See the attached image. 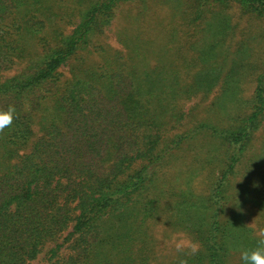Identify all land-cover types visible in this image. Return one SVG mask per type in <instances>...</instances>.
Returning a JSON list of instances; mask_svg holds the SVG:
<instances>
[{
  "label": "trees",
  "instance_id": "16d2710c",
  "mask_svg": "<svg viewBox=\"0 0 264 264\" xmlns=\"http://www.w3.org/2000/svg\"><path fill=\"white\" fill-rule=\"evenodd\" d=\"M128 1L0 0V109L16 110L13 124L0 131V264H32L42 253L44 264H162L150 223L163 217L199 244L171 264H245L242 252L264 239V157L254 163L257 175L235 179L264 121V62H246L238 47L228 71L223 75L221 62L220 73L213 72L216 57L229 61L239 30L228 11L264 23V0L164 2L189 18L187 37L203 39L195 52L199 72L187 79L164 59L169 49L162 46L154 61L138 51L142 31L129 59L106 55L87 65L82 52ZM206 31L214 37L204 44ZM185 43L193 46L184 39L173 55H183ZM19 63L25 65L5 75ZM67 64L71 76L64 77ZM247 76L255 79L248 110L227 112L230 99L244 101L239 83ZM220 83L222 99L212 106L226 122L194 115L182 130L187 112L179 101ZM200 134L215 138L223 154H194L201 167L218 158L208 189L188 181L164 188L163 170ZM254 209L257 228L249 224Z\"/></svg>",
  "mask_w": 264,
  "mask_h": 264
},
{
  "label": "rangeland",
  "instance_id": "374dc122",
  "mask_svg": "<svg viewBox=\"0 0 264 264\" xmlns=\"http://www.w3.org/2000/svg\"><path fill=\"white\" fill-rule=\"evenodd\" d=\"M152 1L160 3L154 4L151 2V0H131L122 3L117 8L115 17L111 24L106 26L104 33L96 38L94 43L89 46V49L82 52L87 59V65L103 63V56L106 55L113 56L120 60L129 59L130 57L128 53L131 52L132 48L134 52V47L136 46V40L133 38L139 34L138 32L142 31L143 37L141 38V44L147 40H150L153 43L146 44L147 47L140 44L138 48L139 52L143 53L149 51L148 55L151 60L154 61L158 56L157 52H159L163 46L164 48L169 49V51L167 50L165 52L166 55L164 59L169 63L173 62L175 64V68L178 70V73L181 77L187 79L188 77H193L198 74L199 67L196 65V63H199L201 57L196 56L195 54H198V50H196V48L199 47L203 40L200 39V34L197 33L198 36L193 35V37H187L186 34L189 35L188 28L192 27V24L189 22V18L184 16V14H182L180 11L170 8L167 3H164L166 0ZM228 12L232 14L233 22H237L239 24V30L237 32V36L231 41V47H229V61L224 54L226 52V45L223 47L224 49L221 50V54L224 55L216 57L218 58L219 63L216 65V70H213L215 75H218L222 70V66L219 65L221 62L226 64L223 75L228 71L230 65L234 61V50H236L238 47L243 48L244 54L246 51V62L256 61L259 62V64L264 62V23L250 19L248 16H242L241 12L236 8L230 9ZM174 30H178L176 34V41L171 40ZM206 32V41H204V44L208 42V39H212L214 37L212 32ZM216 35L219 37L220 33L218 32ZM229 37L230 34L224 36V41L228 42V44ZM184 39L190 41L192 40L193 46L190 43H185L182 50L183 55H173L174 49L172 46H175V48L178 47L176 44H180L181 42L184 43ZM176 51L178 53L179 49H176ZM23 65H25V63L16 64L14 68L6 71L5 75L10 76L15 74ZM69 66L70 64H67L64 67V77L71 76ZM221 84L222 83L215 87L211 92H200L198 95L190 99L185 98L179 101V107L182 104L183 111L187 113L189 110L195 108L193 115L186 113L185 119L183 121V125H185V127L181 128L182 130L192 126L193 123L191 122L194 121V115L199 119L207 118L209 116L212 118V120H216V122H226V117L219 111V109L215 108L216 106H212L215 101L222 99L219 98L223 95V88ZM239 85L240 100L244 101H240V104H238L237 102H229L232 100L230 99L226 106L227 112L236 109L242 111L241 108L237 107L239 105L247 107V100L251 98L254 92L255 79L253 76H247L243 78V82L241 81ZM246 109L248 110V107ZM191 143H193V145L189 146ZM184 148L185 150L187 148V151L183 156L184 158L174 161L169 167L163 170L162 182L165 183L164 188L186 187L188 186V181V183H190L189 186L192 185L194 188L201 190L200 192H204L208 189L206 188V184L209 183L213 174L215 172L217 173L218 171L216 169L218 158L216 157L217 162L215 161L213 164L201 167L200 163H195L194 154H196L195 152H199L201 157H205L209 149H213L211 155L218 157L223 155L221 149H218V141H216L215 138L207 136L206 134H200L196 139L187 143ZM185 150L181 155L184 154ZM260 157H264V121L259 130L256 132L254 142L247 153L246 160H244L242 162V166H240V173L235 176L236 182H239L243 179L245 180V177H248L250 173V177H252L260 172L261 168H258L254 165V163ZM196 168L197 170L192 172ZM235 193L237 196H239L238 189H235ZM246 209H248V207ZM163 218L158 219L157 222L153 220L150 224L152 225L151 227L153 230V235L158 239L156 250L158 251V255L160 257L159 263L162 262V264H171L173 260L178 257L180 252H192L190 247L178 249L176 247V242L178 240L186 239L191 242L195 241L185 232L172 230L162 221ZM259 218L260 216L257 209H254L249 215V224L255 228L259 227ZM44 262L45 253H42L35 261H33L32 264H44Z\"/></svg>",
  "mask_w": 264,
  "mask_h": 264
},
{
  "label": "clouds",
  "instance_id": "9594fccd",
  "mask_svg": "<svg viewBox=\"0 0 264 264\" xmlns=\"http://www.w3.org/2000/svg\"><path fill=\"white\" fill-rule=\"evenodd\" d=\"M15 107L9 106L7 109H0V131L10 127L15 119ZM264 237V232L260 234ZM259 246L252 251H243L241 259L245 264H264V239H261ZM176 247L178 249L183 247H190L193 253L198 251L199 245L195 242L188 241L186 239H180L176 242Z\"/></svg>",
  "mask_w": 264,
  "mask_h": 264
}]
</instances>
